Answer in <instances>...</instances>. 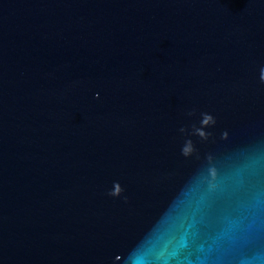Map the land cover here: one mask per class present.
<instances>
[{
    "label": "water",
    "instance_id": "1",
    "mask_svg": "<svg viewBox=\"0 0 264 264\" xmlns=\"http://www.w3.org/2000/svg\"><path fill=\"white\" fill-rule=\"evenodd\" d=\"M262 70L264 0H0V264H264Z\"/></svg>",
    "mask_w": 264,
    "mask_h": 264
},
{
    "label": "clouds",
    "instance_id": "2",
    "mask_svg": "<svg viewBox=\"0 0 264 264\" xmlns=\"http://www.w3.org/2000/svg\"><path fill=\"white\" fill-rule=\"evenodd\" d=\"M262 79H264V70H262ZM208 119H210V117H209V118H206L205 121H204V123H207V122H208ZM185 151H186V150H185ZM119 191H120V189L117 188L116 191L111 192L110 194H111V195H118V194H119Z\"/></svg>",
    "mask_w": 264,
    "mask_h": 264
}]
</instances>
